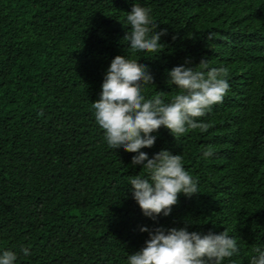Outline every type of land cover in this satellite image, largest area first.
<instances>
[{
	"label": "trees",
	"instance_id": "16d2710c",
	"mask_svg": "<svg viewBox=\"0 0 264 264\" xmlns=\"http://www.w3.org/2000/svg\"><path fill=\"white\" fill-rule=\"evenodd\" d=\"M134 4L151 10L156 31L167 29L158 57L124 40ZM117 55L147 65L154 84L143 94L166 103L180 92L167 82L173 67L228 69L223 102L197 119L206 132L175 140L161 126L141 149L180 154L201 193L179 194L155 220L129 184L146 178L132 165L137 153L109 148L94 116ZM145 226L226 230L240 251L222 264H249L253 248L264 250V0H0V255L14 251L15 264H129L149 239Z\"/></svg>",
	"mask_w": 264,
	"mask_h": 264
},
{
	"label": "clouds",
	"instance_id": "9594fccd",
	"mask_svg": "<svg viewBox=\"0 0 264 264\" xmlns=\"http://www.w3.org/2000/svg\"><path fill=\"white\" fill-rule=\"evenodd\" d=\"M150 9L134 4L126 19L130 26L124 37L133 53L145 52L157 57L164 50L161 37L167 29L156 31L150 17ZM175 38V37H174ZM138 60L117 55L108 68L102 83L100 98L93 102L95 120L104 130L105 140L111 149L123 148L137 153L132 157V165H142L146 178L137 175L130 179L133 198L143 214L155 220L158 216H168L178 203L179 194L191 198L199 196L198 180L183 167L182 156L161 149L149 158L142 148L154 146L161 126L166 127L175 140H179L189 130L206 132L207 123L197 122L215 104L223 102L229 90L228 69L211 68L193 70L189 61L168 71V84L180 89L170 102L166 103L162 94L151 99L143 94L144 86L154 84V77L147 65ZM203 69L207 63L201 60ZM43 115V112L40 113ZM213 155L206 149L203 156ZM147 232L149 239L145 246L129 255V264H222L226 258L237 254V240L224 230L206 234L189 231L188 227L165 229L164 226L140 229ZM29 255V249H22ZM254 255L249 264H264V250L253 248ZM17 254L3 251L0 264H15Z\"/></svg>",
	"mask_w": 264,
	"mask_h": 264
}]
</instances>
